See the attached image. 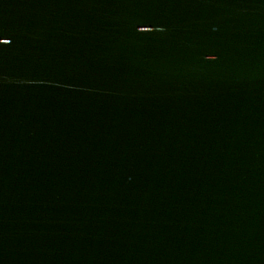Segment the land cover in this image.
<instances>
[{
	"label": "water",
	"instance_id": "1",
	"mask_svg": "<svg viewBox=\"0 0 264 264\" xmlns=\"http://www.w3.org/2000/svg\"><path fill=\"white\" fill-rule=\"evenodd\" d=\"M0 264H264V0H0Z\"/></svg>",
	"mask_w": 264,
	"mask_h": 264
}]
</instances>
